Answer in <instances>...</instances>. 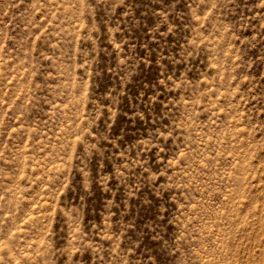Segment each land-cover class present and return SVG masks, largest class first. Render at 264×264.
Here are the masks:
<instances>
[{
	"label": "rangeland",
	"instance_id": "374dc122",
	"mask_svg": "<svg viewBox=\"0 0 264 264\" xmlns=\"http://www.w3.org/2000/svg\"><path fill=\"white\" fill-rule=\"evenodd\" d=\"M0 264H264V0H0Z\"/></svg>",
	"mask_w": 264,
	"mask_h": 264
}]
</instances>
